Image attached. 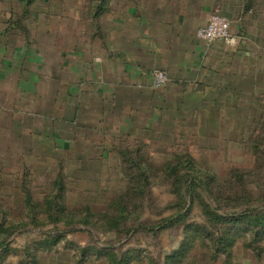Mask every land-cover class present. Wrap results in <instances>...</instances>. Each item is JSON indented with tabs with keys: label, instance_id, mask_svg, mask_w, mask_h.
<instances>
[{
	"label": "crops",
	"instance_id": "1",
	"mask_svg": "<svg viewBox=\"0 0 264 264\" xmlns=\"http://www.w3.org/2000/svg\"><path fill=\"white\" fill-rule=\"evenodd\" d=\"M6 1L0 203L24 170L55 173L46 188L55 189L58 174L95 179L118 169V154L218 140L264 108V0H35L23 20L12 19ZM213 13L231 22L236 45L196 37ZM154 69L169 79L158 89Z\"/></svg>",
	"mask_w": 264,
	"mask_h": 264
},
{
	"label": "rangeland",
	"instance_id": "2",
	"mask_svg": "<svg viewBox=\"0 0 264 264\" xmlns=\"http://www.w3.org/2000/svg\"><path fill=\"white\" fill-rule=\"evenodd\" d=\"M6 2L12 19L30 18L31 4ZM255 111L218 140L146 147L138 167L118 154V169L95 179L58 174L74 184L62 185L60 215L44 204L58 195L42 186L55 173H18L21 186L1 193L0 264H264V108ZM25 190L38 204L23 203Z\"/></svg>",
	"mask_w": 264,
	"mask_h": 264
},
{
	"label": "built area",
	"instance_id": "3",
	"mask_svg": "<svg viewBox=\"0 0 264 264\" xmlns=\"http://www.w3.org/2000/svg\"><path fill=\"white\" fill-rule=\"evenodd\" d=\"M230 27V21L226 17L213 13L206 25L196 31V37L207 44L221 42L234 46L237 43V39L230 33ZM151 78V87L154 89L165 86L169 80L167 73L160 69L152 70Z\"/></svg>",
	"mask_w": 264,
	"mask_h": 264
},
{
	"label": "trees",
	"instance_id": "4",
	"mask_svg": "<svg viewBox=\"0 0 264 264\" xmlns=\"http://www.w3.org/2000/svg\"><path fill=\"white\" fill-rule=\"evenodd\" d=\"M21 2H25L26 4H31L33 1L35 0H20ZM122 156V159L124 160V162H128L129 165L131 166H134V167H138L139 164L141 165L143 162V159H142V156L140 155H135L136 157H139V158H136L133 159V158H130L132 156L131 153H124L121 155ZM191 159H188L187 162H189ZM58 183L56 187L57 191H58V195L57 196H48L49 199H45L44 201V204H50L52 205L51 208L53 209H57V214H62L64 211H65V208L63 207L61 201L63 199V192H64V188L62 187L61 185V181H57L56 184ZM25 198H24V204L26 205H30V204H38V203H34L33 202V199L31 197V194L29 193L28 190H25ZM29 206L27 207V210L29 211ZM262 216V220L259 222L260 224L264 225V214L261 215ZM50 217V215H49ZM1 218V217H0ZM51 219H60L59 217H53L51 216L50 217ZM3 233H5V231H2V227H1V224H0V235H2ZM225 247H230V245H222V248H223V252H226L227 249H225ZM232 247V246H231Z\"/></svg>",
	"mask_w": 264,
	"mask_h": 264
}]
</instances>
